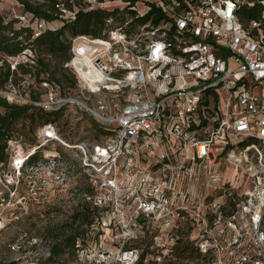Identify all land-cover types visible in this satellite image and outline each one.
Listing matches in <instances>:
<instances>
[{"label": "built area", "instance_id": "built-area-1", "mask_svg": "<svg viewBox=\"0 0 264 264\" xmlns=\"http://www.w3.org/2000/svg\"><path fill=\"white\" fill-rule=\"evenodd\" d=\"M86 1L89 10L111 2ZM116 1L128 11L124 23L110 17L99 37L72 40L66 67L83 97L62 96L44 82V98L32 101L11 79L0 84V98L10 103L50 111L73 103L100 133L71 144L50 122L29 155L57 145L28 172L20 147L18 172L41 178L52 197L75 195L77 209H89L92 221L75 244L78 260L111 236L126 264L142 257L264 264V0ZM154 7L160 21L139 23ZM35 23L39 30L46 24ZM21 56L27 58L16 61ZM30 57L26 49L8 61L15 69ZM75 177L81 182L74 184Z\"/></svg>", "mask_w": 264, "mask_h": 264}, {"label": "trees", "instance_id": "trees-1", "mask_svg": "<svg viewBox=\"0 0 264 264\" xmlns=\"http://www.w3.org/2000/svg\"><path fill=\"white\" fill-rule=\"evenodd\" d=\"M2 2L3 0H0V4ZM19 3L14 4L18 8V13H11L9 10L12 9H6V6L0 11V54L4 56L3 66H0V84L4 85L11 79L32 101L44 98L47 92V88L43 86L44 82L57 85L60 94L67 95L77 84V79L66 67V63L72 57V40L80 36L97 38L101 35L108 18L115 17L121 24L126 19L124 15L128 13L127 9H124L125 11H122L121 7L108 9L105 5H95L89 10L86 0H19ZM121 11L122 13L117 15ZM20 13L27 16L26 22L20 21L18 17ZM244 13L254 15L256 10L245 9ZM161 18L162 12L154 7L144 17L138 19V22L145 23L151 20L157 24ZM37 21L46 23L42 30H39L38 24L35 23ZM26 49L32 51V57L26 62H19L16 68L12 69L8 58L18 56ZM59 73L61 77L58 76ZM62 114L63 110L50 111L33 103H10L0 98V171H3V177L4 168L12 167L15 145L21 146L24 155L28 156L23 165L24 172H28L29 167L43 157L47 146H42L29 155L30 148L41 143L38 130L50 122L60 120ZM27 120L29 124H25ZM25 138L30 139L28 147H24ZM61 148L59 144L60 151ZM91 215L86 207L83 211L77 209L73 213L70 226L75 224V231L51 245V259H58L65 254L76 255L77 238L84 235L80 227L92 221ZM136 264L146 263L142 257Z\"/></svg>", "mask_w": 264, "mask_h": 264}, {"label": "rangeland", "instance_id": "rangeland-1", "mask_svg": "<svg viewBox=\"0 0 264 264\" xmlns=\"http://www.w3.org/2000/svg\"><path fill=\"white\" fill-rule=\"evenodd\" d=\"M14 1L3 0L6 9H12L9 10L11 13L18 11ZM110 1L105 5L108 9L123 7L121 2ZM26 58L27 56H21L16 58V61ZM58 76L61 77V73ZM68 92L74 98L83 97L77 84ZM68 106L70 107L66 111L64 109L60 120L57 121L61 137L71 144L99 137L100 133L94 121L73 103ZM25 124H29V120L25 121ZM23 140L24 147H28L30 139ZM55 145L57 144L48 143L45 146L47 149H53ZM20 147L14 148L13 157L16 158L11 161L16 173L13 172L12 167L8 169L7 166L4 168V177L3 171H0V264H126L119 260L120 246L117 239L111 236L99 240L96 246L87 247L83 257L88 254V258L81 257L78 260L76 255L72 254H65L58 259L50 258L51 245L64 236L74 233L75 224L71 226L70 224L79 200L77 196L70 194L52 197L42 186L41 178L27 176L22 170L18 172L17 160L22 157ZM33 148H30V152ZM46 148L43 154L47 152ZM61 151L71 156L77 153L76 150L65 147H62ZM17 176L21 179L19 184H17ZM77 182L80 183L81 180L75 177L74 184ZM82 226L80 229L83 228ZM114 233L122 232L114 230ZM140 241L141 239L137 243ZM139 245L144 246V242H140Z\"/></svg>", "mask_w": 264, "mask_h": 264}, {"label": "bare ground", "instance_id": "bare-ground-1", "mask_svg": "<svg viewBox=\"0 0 264 264\" xmlns=\"http://www.w3.org/2000/svg\"><path fill=\"white\" fill-rule=\"evenodd\" d=\"M79 65H80L81 67H84V64H82V63H80ZM22 161H23V160H22V157H21V158L17 161V163L20 164V163H22ZM25 163H26V162H25Z\"/></svg>", "mask_w": 264, "mask_h": 264}]
</instances>
